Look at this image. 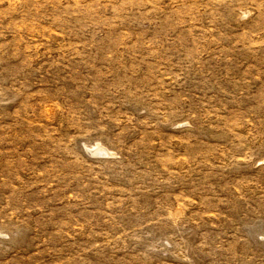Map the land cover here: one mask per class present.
Segmentation results:
<instances>
[{
	"label": "rangeland",
	"instance_id": "374dc122",
	"mask_svg": "<svg viewBox=\"0 0 264 264\" xmlns=\"http://www.w3.org/2000/svg\"><path fill=\"white\" fill-rule=\"evenodd\" d=\"M0 264H264V0H0Z\"/></svg>",
	"mask_w": 264,
	"mask_h": 264
}]
</instances>
